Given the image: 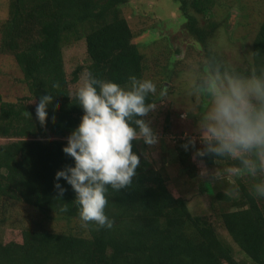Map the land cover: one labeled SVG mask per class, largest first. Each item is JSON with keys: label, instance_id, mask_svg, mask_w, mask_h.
Returning <instances> with one entry per match:
<instances>
[{"label": "trees", "instance_id": "trees-1", "mask_svg": "<svg viewBox=\"0 0 264 264\" xmlns=\"http://www.w3.org/2000/svg\"><path fill=\"white\" fill-rule=\"evenodd\" d=\"M175 1L168 12L178 15L174 26L176 31L181 29L189 50L181 59L174 48L164 70L178 74L180 80L211 57L244 73L264 66V16L241 61L233 63L210 45L222 22L215 17L216 0ZM5 2L0 52L12 55L27 94L14 103L0 100V137L8 139L0 143V264H264V197L255 195L251 187L264 177L238 174V161L231 158L206 156L193 161L194 151L182 147L183 139L177 141L176 154L174 149L162 150L178 160L176 176L181 180L198 177L199 162L205 168L223 163L236 169L233 179L219 181L213 194L208 189L209 216L192 213L187 199L171 193L161 171L165 164H153L142 140L133 141L140 164L132 183L119 191L109 187L106 193L105 213L113 221L111 228L94 223L82 226L74 190L63 178L59 181L65 189L62 196L54 187L55 172L73 163L62 146L82 115L70 83L89 71L122 86L129 75L144 79L146 57L120 6L131 3L137 8L134 15L145 18L141 22L153 15L167 18V11L151 12L147 0ZM159 22L148 26L157 30V38L147 29L142 40L160 38ZM78 40L83 41L87 57L68 74L62 51ZM167 47L174 44L170 41ZM196 47L201 50L198 58L191 54ZM41 90L52 93L43 121L36 118L31 103ZM155 97L150 95L149 101ZM23 206L32 208L33 214L43 213L48 227L40 219L12 224L9 216ZM53 220L63 221V226L52 229Z\"/></svg>", "mask_w": 264, "mask_h": 264}, {"label": "clouds", "instance_id": "clouds-1", "mask_svg": "<svg viewBox=\"0 0 264 264\" xmlns=\"http://www.w3.org/2000/svg\"><path fill=\"white\" fill-rule=\"evenodd\" d=\"M156 93L151 79L129 75L122 86L89 71L72 94L82 115L65 138L62 151L73 163L55 172L54 187L62 196L65 189L59 181L63 178L74 190L82 226L112 227L113 221L105 213L106 193L109 187L119 191L132 183L140 164L133 141L142 140L148 146L158 142L145 119L157 107L149 101ZM51 95L41 90L31 101L40 121ZM187 96L191 102L184 107L182 118L196 117L197 135L182 147L187 150L191 145L194 157L235 159L238 174L255 177L264 173V66L244 73L216 57L208 58L196 71ZM251 187L255 195L264 197V178Z\"/></svg>", "mask_w": 264, "mask_h": 264}, {"label": "rangeland", "instance_id": "rangeland-1", "mask_svg": "<svg viewBox=\"0 0 264 264\" xmlns=\"http://www.w3.org/2000/svg\"><path fill=\"white\" fill-rule=\"evenodd\" d=\"M147 1L151 12L162 9L164 12L167 11L166 15L168 17H164L165 14L161 16L153 15L154 18L147 17L145 22H141L145 18H137L134 15V11L137 8L132 6L131 3L126 2L120 6L122 14L126 15L132 28H135L136 37H134V41L140 40L138 47H140V50L146 57L148 69L144 74V79H151L157 86V95L155 94L156 97L152 102L157 107L145 119L150 122V126L158 137V142L155 145L148 146L145 155H148L156 167L165 164V167H162L161 171L173 195H180L187 199L188 207L192 213H201L209 216L211 210L209 208L208 189L211 188V194H213L219 181L222 180L223 183L225 180L233 179L236 169L232 167L228 169L223 163L216 164L211 168H205L199 162L201 169L199 172L201 175L199 174L195 178H186L184 181L179 178V175L176 176L179 173V170L176 172L178 160L171 159V154L168 151L166 156L163 154L162 150L171 151L172 149H174L172 152L176 154L177 150L175 148L177 147L178 139H183V143L185 144L190 137L197 135L195 131L196 117L189 115L187 118H182L184 107L191 102L187 96V91L196 71L187 72L180 80L178 79V74H174L173 71H166L167 67L165 63L168 65L171 60L168 55H173V49L177 48L176 57L184 58L187 50H189L188 46H186V42L188 41H185L180 28L176 31L174 26L178 22L176 12H168L171 6L173 7L177 4L175 0ZM216 2L219 5L215 4L216 7L214 6L215 17L218 20H222V22L210 40V45L215 50L223 53L231 62L238 63L241 61L245 49L251 43L264 16V0H216ZM6 8L5 0H0V19L6 16ZM224 15H226L225 18ZM157 20L160 21L158 26H162L159 29L161 32L160 38L156 42L142 40L146 34V30L149 28L148 26L157 22ZM144 28L146 29L144 30ZM148 30L156 34L157 38L158 33L155 28ZM170 41L174 44V47L169 49L167 45ZM196 48L191 54L193 57L198 58L197 53L201 52V50L199 47ZM62 53L65 70L68 74L75 65L82 63L87 57L82 40L64 47ZM164 67H166V70H164ZM21 77L22 75L12 55L0 52L1 101L18 102L27 94L26 85L20 80ZM83 82L84 78L80 77L79 81L70 83V89L76 90L82 86ZM161 86L163 88H160ZM162 89L165 91L161 95ZM5 142H8V139L0 137V143ZM195 146L197 148L201 147L198 139ZM188 150L193 153L194 148L190 145ZM191 159L195 161L193 154ZM260 174L264 177V173ZM23 207L19 210L15 209L9 216L8 220L12 224L18 225L20 223L21 225H28L30 224V220L37 221L40 219L48 227L50 222L45 221L46 217L43 213L36 211V214H33L32 208ZM25 212L28 214L25 215ZM62 224L63 221L61 220H53L49 227L60 229ZM215 225H217L220 231L219 224ZM220 232L223 233L222 230Z\"/></svg>", "mask_w": 264, "mask_h": 264}]
</instances>
